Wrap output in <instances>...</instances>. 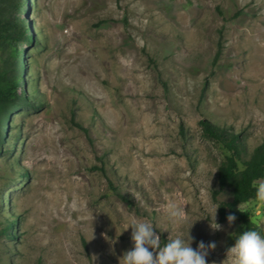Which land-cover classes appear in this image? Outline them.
Instances as JSON below:
<instances>
[{
  "label": "rangeland",
  "instance_id": "obj_1",
  "mask_svg": "<svg viewBox=\"0 0 264 264\" xmlns=\"http://www.w3.org/2000/svg\"><path fill=\"white\" fill-rule=\"evenodd\" d=\"M23 4V98L0 133V264H120L133 219L161 246L191 227L193 249L216 244L207 264H232L248 229L221 219L229 151L201 120L250 149L264 140V0ZM171 203L183 222L169 221ZM240 207L264 227V203Z\"/></svg>",
  "mask_w": 264,
  "mask_h": 264
},
{
  "label": "trees",
  "instance_id": "obj_2",
  "mask_svg": "<svg viewBox=\"0 0 264 264\" xmlns=\"http://www.w3.org/2000/svg\"><path fill=\"white\" fill-rule=\"evenodd\" d=\"M22 6H24L23 0H0V133H6V135L9 133L1 130L2 122L11 121L12 114H8V110L11 113L16 111L23 98L19 92L22 72H20L18 60L19 47H24L22 42L27 39V36L21 18ZM33 37L31 35V39ZM24 50L30 52L29 48ZM218 56L219 52L215 60ZM32 87L35 85L32 84ZM201 122L209 137L219 141L229 151L219 164L218 177L222 188L232 189L233 199L220 203L221 219H227L232 213L244 223L248 230H256L260 235H264V227L252 219V213L246 209H243L244 212L238 209L241 203L256 198L253 181L264 179V140L250 149L241 132L229 129L211 119H203ZM13 147L12 143L8 145V149ZM2 151L3 144L0 137V153ZM6 191L11 193L9 188ZM12 218L11 222H6L4 231L10 227L16 229L15 219L17 218ZM6 233L12 235L11 232Z\"/></svg>",
  "mask_w": 264,
  "mask_h": 264
},
{
  "label": "clouds",
  "instance_id": "obj_3",
  "mask_svg": "<svg viewBox=\"0 0 264 264\" xmlns=\"http://www.w3.org/2000/svg\"><path fill=\"white\" fill-rule=\"evenodd\" d=\"M252 186L256 189V201L264 203V179L253 181ZM218 207L214 208V214L211 216L213 222L210 223V227L213 230H221L222 227L216 222ZM238 209L241 212L245 211L240 206ZM167 215L173 224L183 222L184 217L175 203L169 204ZM235 219V215L232 214L227 217L229 224ZM129 226L132 228L133 247L124 252L120 264H207L206 256L209 250L216 247L215 242L205 245L200 241L197 248L193 249L191 242L194 238L189 234L191 227L186 237L177 236L161 246L160 235L154 231L152 223L133 219L125 230ZM228 254L233 257L232 264H264V237L256 230L244 231L236 238L234 246L228 249Z\"/></svg>",
  "mask_w": 264,
  "mask_h": 264
}]
</instances>
